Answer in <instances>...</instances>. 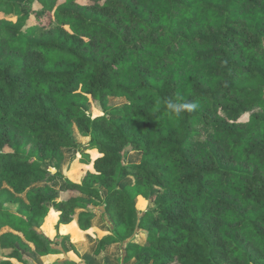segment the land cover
Masks as SVG:
<instances>
[{
  "label": "trees",
  "instance_id": "16d2710c",
  "mask_svg": "<svg viewBox=\"0 0 264 264\" xmlns=\"http://www.w3.org/2000/svg\"><path fill=\"white\" fill-rule=\"evenodd\" d=\"M25 6L0 0V229L18 233L0 234V264H33L25 251L78 264L67 236L43 230L51 204L55 231L88 230L98 210L110 233L95 254L119 243V264H264V0ZM187 101L198 108L167 107ZM63 148L93 170L60 198L46 161Z\"/></svg>",
  "mask_w": 264,
  "mask_h": 264
},
{
  "label": "crops",
  "instance_id": "0c3cea01",
  "mask_svg": "<svg viewBox=\"0 0 264 264\" xmlns=\"http://www.w3.org/2000/svg\"><path fill=\"white\" fill-rule=\"evenodd\" d=\"M62 150L64 152L74 151L72 153V156L70 157V163L77 162V165H79L80 170L90 171L89 168L92 167L91 164L86 163L87 165L85 166L86 167L89 166V168L87 169H85L84 166L79 164L80 162L81 163L86 162V160L85 159L79 160L80 152H78V149L63 148ZM86 151L91 154V157H93V152H95L96 155H98V152L95 149L86 150ZM126 159H127L126 161L127 163L138 162L140 159V155L138 152L132 151L126 157ZM77 172L78 171H75V173ZM51 182L55 184V187L60 192V198L68 195L67 192L64 190V185H65L64 180L58 181V178L54 177V179H52ZM79 211H80L79 209L76 210L77 213ZM55 214H57V210L54 208V204H51L50 213L47 216L48 218H50V222H49L50 225H45L46 220H47V217H46V220L43 225V230L50 237H58V236L68 237L69 239L68 244H72L80 254V257H77L74 254H71L69 255L70 258L76 260L78 264H119L120 263L118 262L119 259L117 261V257L120 258L121 252H122L121 246L119 243L108 244L104 247L103 250L100 251L99 254H95V249H96L99 239H101L102 237L110 233L108 222L103 219L101 213L98 210L95 211L94 217L91 220L90 228L88 230H81L78 226L77 219H74L68 224L60 225L58 230L55 231L53 228V223H52V217ZM9 231L18 234L17 232L12 230L8 226H3L0 229V234L9 232ZM0 254H1V250H0ZM25 254L33 264H52L56 262L57 260L63 259L65 256L64 254L39 255L38 253L34 251H25ZM112 254H114L116 257L114 258ZM132 263H133V260L125 264H132Z\"/></svg>",
  "mask_w": 264,
  "mask_h": 264
},
{
  "label": "rangeland",
  "instance_id": "374dc122",
  "mask_svg": "<svg viewBox=\"0 0 264 264\" xmlns=\"http://www.w3.org/2000/svg\"><path fill=\"white\" fill-rule=\"evenodd\" d=\"M25 1L26 0H17V2L20 4V6H22V8H26ZM0 15H2V13H0ZM28 27L32 28V29H35V31L37 30V27L32 22L28 24ZM117 103L121 104L122 101H119ZM255 112H260V110L258 108H254L251 111H248V112L244 113L242 115V117H241V120L243 122L249 123L251 121L252 115ZM197 129L199 131V134H197L195 136V139L200 140V141H204L206 139L207 135H208V132L210 131V128L202 126V125H199V126H197ZM73 135H74V137H75V139H76V141H77L79 146H82L84 148L87 145V142H88L89 138L81 136V134L77 131V129L75 127H73ZM30 150H31V146L26 143L25 151L29 152ZM73 152L74 151H66V152L63 151V159L61 161H59V162H57L56 158H51V159H48L46 161L48 168L52 172L58 170L62 174V176H55V177L58 178V181H63L65 178H72L73 174H75V171H78V173L80 171L81 172L83 171V170L79 169V165H77V162L70 163V157L72 156ZM78 152H81V150L78 149ZM95 156H96V153L93 152V157H95ZM73 161H75V160H73ZM125 161H127L126 158H125ZM57 163H59L58 166H56ZM79 164L84 166L85 169L89 168V166L88 167L85 166V165H87L86 162H82V163L80 162ZM89 169L93 170L92 167L89 168ZM104 193H106V190H104ZM137 206H138L139 209H143L145 207V202H144V200L141 197L137 198ZM49 222H50V218L47 217L45 225H50Z\"/></svg>",
  "mask_w": 264,
  "mask_h": 264
},
{
  "label": "clouds",
  "instance_id": "9594fccd",
  "mask_svg": "<svg viewBox=\"0 0 264 264\" xmlns=\"http://www.w3.org/2000/svg\"><path fill=\"white\" fill-rule=\"evenodd\" d=\"M167 107L172 114L179 116L185 111L187 112L195 111L198 108V104L191 101H187L179 104L168 102Z\"/></svg>",
  "mask_w": 264,
  "mask_h": 264
}]
</instances>
